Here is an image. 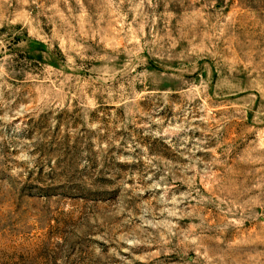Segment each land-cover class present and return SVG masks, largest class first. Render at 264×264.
Wrapping results in <instances>:
<instances>
[{"label":"rangeland","instance_id":"374dc122","mask_svg":"<svg viewBox=\"0 0 264 264\" xmlns=\"http://www.w3.org/2000/svg\"><path fill=\"white\" fill-rule=\"evenodd\" d=\"M0 264H264V0H0Z\"/></svg>","mask_w":264,"mask_h":264}]
</instances>
